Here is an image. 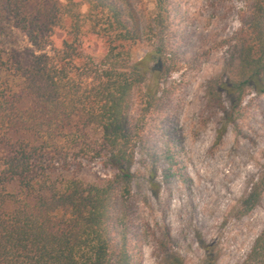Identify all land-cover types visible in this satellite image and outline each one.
Returning <instances> with one entry per match:
<instances>
[{
  "label": "trees",
  "instance_id": "obj_1",
  "mask_svg": "<svg viewBox=\"0 0 264 264\" xmlns=\"http://www.w3.org/2000/svg\"><path fill=\"white\" fill-rule=\"evenodd\" d=\"M152 1L142 23L133 0H0L30 47L0 49V264L138 263L132 167L138 148L156 160L144 118L171 70L163 40L171 0ZM242 22L229 75L208 85L221 110L229 99L228 122L247 92L264 94V0ZM140 46L150 49L138 60ZM162 156L168 177L176 165L169 150ZM85 163L113 174L87 183L77 177ZM263 191L264 179L244 213ZM250 259L264 264V231Z\"/></svg>",
  "mask_w": 264,
  "mask_h": 264
},
{
  "label": "rangeland",
  "instance_id": "obj_2",
  "mask_svg": "<svg viewBox=\"0 0 264 264\" xmlns=\"http://www.w3.org/2000/svg\"><path fill=\"white\" fill-rule=\"evenodd\" d=\"M133 1L146 23L154 2ZM252 8L253 0H171L163 33L171 70L160 80L156 108L144 118V144L153 146L148 152L156 160L138 148L132 167L137 264H256L250 254L264 231V191L250 212L241 203L264 179V94L247 92L228 122L229 99L223 98V111L208 93L211 81L229 75L242 21ZM28 48L0 4V49ZM149 49L140 46L135 59ZM139 101L133 100L135 119ZM167 150L176 166L165 177ZM112 174L85 163L77 177L94 183Z\"/></svg>",
  "mask_w": 264,
  "mask_h": 264
}]
</instances>
